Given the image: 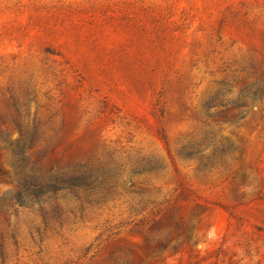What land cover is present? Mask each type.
Here are the masks:
<instances>
[{"label": "rangeland", "instance_id": "1", "mask_svg": "<svg viewBox=\"0 0 264 264\" xmlns=\"http://www.w3.org/2000/svg\"><path fill=\"white\" fill-rule=\"evenodd\" d=\"M0 264H264V0H0Z\"/></svg>", "mask_w": 264, "mask_h": 264}]
</instances>
